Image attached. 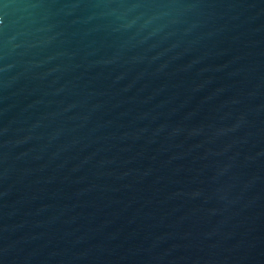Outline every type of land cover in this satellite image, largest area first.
Segmentation results:
<instances>
[{"label":"water","instance_id":"obj_1","mask_svg":"<svg viewBox=\"0 0 264 264\" xmlns=\"http://www.w3.org/2000/svg\"><path fill=\"white\" fill-rule=\"evenodd\" d=\"M0 264H264V0H0Z\"/></svg>","mask_w":264,"mask_h":264}]
</instances>
